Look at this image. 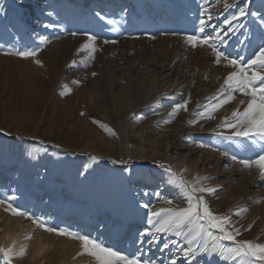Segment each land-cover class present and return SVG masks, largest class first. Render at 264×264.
Masks as SVG:
<instances>
[{
    "label": "rangeland",
    "instance_id": "1",
    "mask_svg": "<svg viewBox=\"0 0 264 264\" xmlns=\"http://www.w3.org/2000/svg\"><path fill=\"white\" fill-rule=\"evenodd\" d=\"M224 2L23 0L20 6L21 0H0L4 8L0 13V135L11 141L32 140L31 145L37 150L34 158H30V151L19 145L17 151L8 149L7 159L18 162L23 173L34 170L35 175H45L52 153L71 154L69 171L66 167L54 179L59 189L51 199L43 196L41 201H33V185L28 182L21 188L24 175H20L22 178L16 186L7 177L0 179V198L14 191L15 204L43 218L49 226L97 235L102 234L98 226L115 222L106 223L107 211L94 215L95 208L89 207V203L98 207L104 198L103 191L97 193L92 189L97 179L108 174L122 175L128 170L129 180L136 185L137 181L163 171L160 164L170 165L187 181L197 175L209 177L204 183L217 191L203 195L212 212L230 217L240 229L237 239L264 243V181L256 171L243 168L230 158L247 159L252 153L243 144L219 141L213 132L223 117L238 106L243 108L239 101L246 98L236 93L232 102L214 113L215 119L188 124L189 120L196 119L193 113L202 110L208 98L217 93L232 69L214 64L210 50L193 49L185 43V36L196 30L202 7L213 17L210 24L221 26L236 11L232 8L225 11ZM179 9L188 11L177 15ZM151 13L154 19L149 21ZM244 23L250 29L252 43H259L258 21L249 16ZM211 32L212 27H208L206 34ZM86 34L97 37L96 51L94 59L83 66L80 61L87 60L88 54L78 49L87 41ZM41 38H46L36 57L41 65L35 64L32 58L3 54L40 46ZM228 39L230 51L239 50L248 55L247 42L239 45L235 36ZM106 40L115 42L105 43ZM74 60L77 64L70 67ZM61 85H67L71 91L61 95ZM175 91L178 100L164 105L170 110L158 111ZM185 100H188L187 111L179 110L165 122L172 107ZM101 124L111 131L101 128ZM202 144L206 146L201 147ZM91 157H97L95 163ZM85 165L91 166L85 171ZM163 181L159 186L153 180L147 182L139 194L142 201L160 208L167 206L163 200L172 199L174 207H186L177 190ZM59 204H62L60 210L56 208ZM4 207L0 206V236L6 229L17 227L23 243L27 241L25 255L15 258L13 264H58L60 259L70 264L78 261L96 264L87 254L78 255L77 240L40 229L30 220L4 211ZM65 208L70 209V214H65ZM240 208L247 211L235 215ZM91 218L95 227L88 225ZM147 225L146 210L137 229ZM158 235L157 244L145 242L140 251L133 242L116 247L124 254L142 253L144 259H151L155 264H172L173 260L176 264H188L181 251L187 246L184 239L171 233ZM28 236L31 238L26 240ZM108 237L101 236L112 244ZM166 240H176L177 244H169L161 251ZM205 256L206 253L198 254L193 264H207Z\"/></svg>",
    "mask_w": 264,
    "mask_h": 264
},
{
    "label": "snow or ice",
    "instance_id": "2",
    "mask_svg": "<svg viewBox=\"0 0 264 264\" xmlns=\"http://www.w3.org/2000/svg\"><path fill=\"white\" fill-rule=\"evenodd\" d=\"M22 4L23 0H21L20 6ZM223 8L225 11L230 8L236 9V11L226 17L221 26H212L210 24L213 19L212 15L208 13L207 8L202 7L196 30L193 34L185 36V43L193 49L201 47L210 50L214 64H223L232 69L228 72L217 93L208 98L202 106V110L193 113L196 119L189 120L188 124L195 125L201 119H215L214 113L223 105L232 102L236 98V93L245 97L246 99L239 101V105H243V108L238 106L229 116L223 117L222 122L216 126L213 132L219 141L243 144L245 150L251 152L252 155L247 159L240 160H237L235 156L230 158L241 164L243 168L256 171L261 180L264 181V12L252 10L251 0H232V3L225 0ZM3 12L4 8L0 5V13ZM249 16L258 21V27L261 29L260 42L257 44H253L249 39L250 29H247L244 23ZM48 26L44 25V27ZM208 27H212L210 34H206ZM76 34L72 33V35ZM86 35L87 41L78 49V52H87L88 54L87 60L82 59L80 61L83 66H87V61L94 59L93 53L96 51L94 42L97 37L92 34ZM230 36H235L239 45H245L247 42L250 49L247 56L239 50H229L228 37ZM45 42L46 38H41L40 46L10 50L3 54L15 55L22 59L32 58L35 64L41 65V61L36 57ZM104 42L114 43L115 41L106 40ZM76 64L77 61L74 60L70 67ZM73 83L79 82L73 81ZM61 87L63 89L61 95L71 91L67 85H61ZM187 104L188 100L175 104L168 114L169 120L165 122H169L179 110L187 111ZM100 127L105 128L106 131H111L105 125L101 124ZM112 134L114 135V133ZM200 146L205 147L206 145ZM221 155H226V153H221ZM90 159L95 163L97 157ZM112 163L115 164L117 161H112ZM90 166L85 165V171ZM159 167L163 169L165 182L177 190L178 196L187 206L174 207L172 199L163 200L167 206L160 208H155L148 203L141 204L142 208L147 209L149 227L137 231L133 240L134 245H139L137 251L143 248L145 242L149 245L157 244L160 240L158 234L171 233L185 240L187 246L181 251L188 264H193L197 255L201 253L215 254L221 261H236L237 264H256L258 261H264V243L237 239L240 235V229L233 225L230 217L228 215H216L208 207L203 193L214 194L217 191L216 188L209 187L204 183L209 177L197 175L192 181H187L170 165L160 164ZM156 195L159 198V193ZM16 200L17 196L13 191L12 194H6L0 198V206H5L4 211L10 212L13 216L30 220L40 229L77 240L80 245L78 255L87 254L94 258L96 264H155V261L151 259H144L142 253L139 255L122 253L115 245L101 238L102 234L93 235L91 232L49 226L43 218L34 216L21 206L16 205ZM246 211V208H240L236 210L235 215L239 216ZM30 238L26 237V239ZM224 242H230V244ZM169 244L176 245L177 241L166 240L160 250L167 249ZM25 253L26 248L21 245L19 249H15L14 242L8 247L0 246V264H13L15 258L22 257ZM172 264H176V261L173 260Z\"/></svg>",
    "mask_w": 264,
    "mask_h": 264
},
{
    "label": "bare ground",
    "instance_id": "3",
    "mask_svg": "<svg viewBox=\"0 0 264 264\" xmlns=\"http://www.w3.org/2000/svg\"><path fill=\"white\" fill-rule=\"evenodd\" d=\"M251 9L254 11L258 9L264 10V0H257L251 3ZM187 11H182L181 9H179L176 14L183 15L187 13ZM153 19L154 16L153 13H151L148 20L151 21ZM176 86L177 88L179 87V85ZM177 100H178L177 91H175L174 94L169 95L165 99V102L162 104L161 108L159 107L157 110L163 113L164 112L167 113L168 110L170 109L166 108L164 105L168 103H172ZM32 143L34 142L28 139L11 141L7 139L4 135H0V179L3 180L4 178L7 177V179L11 181L13 186H16L18 182H20L22 176L24 175V183L21 188L23 189L28 182L31 183L33 185L31 189L34 191L32 200L39 202L41 201V198L43 196H45L47 199H51L56 189H59V187H56V185L53 183L54 179L56 178L57 174L62 172L63 169H65L66 167H67V172L69 171L68 167L71 161V154L59 153L57 151L52 153L51 160L48 165V171L45 175L42 174L35 175V173H33L34 170L32 171L29 170L28 173H23L22 168L20 167V164L18 162H15L12 159H7L10 156L8 153V149L17 151L19 150V145H24L26 149L30 151L28 157L34 158V155L37 150L35 149V147L31 145ZM22 162H24V160ZM136 166L139 167L138 164ZM32 167H34V161H32ZM12 170H17V171L12 174L11 173ZM128 175L129 174L127 170L124 171L122 175L113 177L112 175L108 174L106 176L97 179L95 183L96 185H94L92 189H94V191H96L97 193L103 191L104 198L98 207H95L96 205L93 203H89V207L91 209H93L94 207L96 210V213H94V215L95 214L102 215L103 211H107L109 215L105 217L106 223L112 220L115 221L114 224L107 223L105 226H98V228L105 238L109 236L107 239L110 240L112 244L118 247H120V245L126 246L131 244L137 234L138 231L137 227L139 226L140 222L143 219L144 211L147 210L140 206L145 202L142 201L139 194L144 191L147 182L153 180L154 184L155 185L158 184V186L160 183L162 184L164 182L163 171H158L156 172L155 175H150L148 179L143 180L141 182L137 181L136 185H132L131 181L128 178ZM120 177H122L121 180L119 179ZM156 188L157 187H155L154 189ZM26 198L27 200H30V197H26ZM61 205L62 204L56 205V208L60 210V208H62ZM69 210L70 209L65 208L64 209V211L66 212L65 214L67 215L70 214ZM88 225L89 227H95L93 218H91V221H89ZM147 227L149 226L147 225ZM20 233L21 232L18 231L17 227L14 229L12 228L6 229L0 236V246L8 247L12 245L14 242L15 249L20 248L21 245L26 247L27 241L23 243V240H21L20 238ZM205 258L207 264L227 263V261H221L215 254H206ZM67 261L68 260L60 259L58 264H70L67 263ZM78 262L75 264H83L81 262L79 263Z\"/></svg>",
    "mask_w": 264,
    "mask_h": 264
}]
</instances>
